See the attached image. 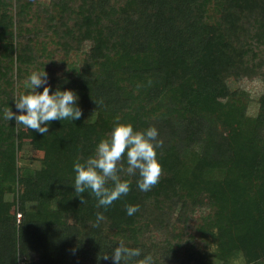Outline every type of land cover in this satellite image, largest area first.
<instances>
[{
  "label": "trees",
  "instance_id": "trees-1",
  "mask_svg": "<svg viewBox=\"0 0 264 264\" xmlns=\"http://www.w3.org/2000/svg\"><path fill=\"white\" fill-rule=\"evenodd\" d=\"M34 70L78 94V120L3 118ZM243 76L264 81V0H0V264H113L120 240L154 264H264V93L249 115ZM117 118L158 129L162 171L148 191L122 175L105 210L73 162Z\"/></svg>",
  "mask_w": 264,
  "mask_h": 264
},
{
  "label": "clouds",
  "instance_id": "clouds-1",
  "mask_svg": "<svg viewBox=\"0 0 264 264\" xmlns=\"http://www.w3.org/2000/svg\"><path fill=\"white\" fill-rule=\"evenodd\" d=\"M48 74L45 70H34L29 73L25 82V91L13 95L17 112L11 108L3 111L7 121L14 119L16 124L36 130L41 134L48 133V123L53 120H78L82 111L78 106V94L71 88L56 87L50 91ZM42 87V91L38 90ZM163 144L158 129L150 125L136 129L131 123L121 122L117 118L110 132L95 145L91 155L84 160L73 162L74 192L80 196L87 192L96 198V207L105 210L113 201L130 191L131 181L122 179V175L136 176L137 187L148 191L160 177L162 168L157 156V148ZM126 163V166H125ZM127 215L139 210L137 204L125 206ZM105 219L104 213L96 212V222ZM138 247H129L123 240L112 248L113 264H154L153 257L141 256ZM139 258V259H137ZM103 259H109L105 254Z\"/></svg>",
  "mask_w": 264,
  "mask_h": 264
},
{
  "label": "rangeland",
  "instance_id": "rangeland-1",
  "mask_svg": "<svg viewBox=\"0 0 264 264\" xmlns=\"http://www.w3.org/2000/svg\"><path fill=\"white\" fill-rule=\"evenodd\" d=\"M42 1L47 2L48 0ZM260 19H258V23L262 24ZM229 85L231 88H240L247 93V113L251 116L255 115L258 110V98H260L264 93V81L260 78L243 76L235 81L230 80ZM224 96V94H220V98H223ZM250 148L253 150V145H251ZM20 155L21 157L19 162L26 164V166L32 169L39 166L38 160L40 159L41 153L39 151L33 150L28 144H24L20 151ZM243 182H245V180H243ZM7 198H10V196H7ZM230 258H232V256H230ZM218 262L225 263V261L221 259H219Z\"/></svg>",
  "mask_w": 264,
  "mask_h": 264
}]
</instances>
